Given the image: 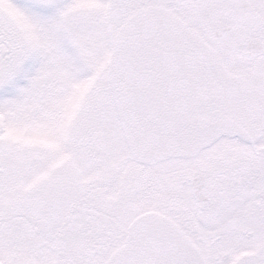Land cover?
Instances as JSON below:
<instances>
[{
  "label": "snow or ice",
  "instance_id": "snow-or-ice-1",
  "mask_svg": "<svg viewBox=\"0 0 264 264\" xmlns=\"http://www.w3.org/2000/svg\"><path fill=\"white\" fill-rule=\"evenodd\" d=\"M0 264H264V0H0Z\"/></svg>",
  "mask_w": 264,
  "mask_h": 264
}]
</instances>
